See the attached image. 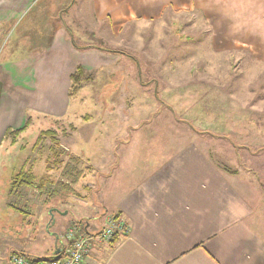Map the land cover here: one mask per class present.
I'll use <instances>...</instances> for the list:
<instances>
[{
  "label": "rangeland",
  "instance_id": "374dc122",
  "mask_svg": "<svg viewBox=\"0 0 264 264\" xmlns=\"http://www.w3.org/2000/svg\"><path fill=\"white\" fill-rule=\"evenodd\" d=\"M44 1L29 18L33 13L49 15L44 11L50 8V0ZM67 11L63 17L82 42L124 49L131 57L114 54L121 59L117 65L84 80L65 115L55 120L31 113L32 123L16 144L3 143L0 264H11L15 253L48 259L56 244L69 247L70 242L62 239L73 226L82 230L90 226L88 233L106 228L119 198L146 171L151 172V163L167 162L192 145L249 174L254 186L264 192V62L245 52H214L199 11L168 12L160 21L134 22L117 37L108 24L94 20L91 0H74ZM29 18L0 30V63L21 60L28 64L52 50L57 28L38 27ZM3 33L7 34L2 39ZM47 130L57 132L69 156L81 157L84 175L75 194L64 193L48 204L29 191V197L25 196L30 216L25 219L11 207L26 202L21 195H9L11 179L26 159L31 160L37 177L46 173L50 141L43 149L32 150V146ZM114 166L133 172L132 176L119 178L116 173L109 178ZM59 174L52 171L55 180ZM247 194L256 205L254 193ZM51 212L55 223L49 229Z\"/></svg>",
  "mask_w": 264,
  "mask_h": 264
},
{
  "label": "crops",
  "instance_id": "0c3cea01",
  "mask_svg": "<svg viewBox=\"0 0 264 264\" xmlns=\"http://www.w3.org/2000/svg\"><path fill=\"white\" fill-rule=\"evenodd\" d=\"M68 1L50 0V8L44 11L48 16L33 13L29 18L44 0H0V30L21 25L26 18L28 22L35 19L41 28H57L52 50L44 57L40 54L37 61L28 64L21 60L0 63V150L7 130L21 128L28 117L32 118L31 113L55 120L66 114L70 76L77 66L97 71L112 68L121 60L116 55L98 50L81 52L72 46L64 29ZM91 3L94 20L108 24L115 37L134 22L160 21L168 12L199 11L214 52H245L264 62V0ZM150 169L134 187L126 188L110 214H119L129 224V235L112 246L92 245L83 264H264V192L254 186L249 174L224 172L196 145L167 162L157 159ZM116 173L119 178H130L133 172L114 166L109 178ZM251 191L256 198L254 206L247 196Z\"/></svg>",
  "mask_w": 264,
  "mask_h": 264
},
{
  "label": "trees",
  "instance_id": "16d2710c",
  "mask_svg": "<svg viewBox=\"0 0 264 264\" xmlns=\"http://www.w3.org/2000/svg\"><path fill=\"white\" fill-rule=\"evenodd\" d=\"M74 5V0L70 2L68 6L65 7L64 11L66 12ZM63 11V12H64ZM64 29L67 32V37L72 46L81 52L89 51V50H98L107 54H119L122 56L131 57L128 52L124 49L113 48L107 46H100L97 43L91 42H82L73 32L71 27L64 23ZM96 71H88L83 66H77L75 71L70 76V89H69V98L75 97L78 92L83 88L84 80L90 81L93 76L96 74ZM32 121L31 117H28L25 124L19 129H8L4 135V140L10 142L12 145L16 144L18 138L25 133L27 128L30 126ZM57 132L55 130H47L42 131L35 143L32 146V150L43 149L47 147V142L50 141L48 145V149L50 150L49 158L47 159L46 165V173L37 177L33 171L31 160L26 159L25 163L21 167V171L11 179V188L9 191L10 196L21 195V198H25L26 202L21 207L15 206L11 204V207L17 210L21 216H25L24 218L30 216V201L27 197H29V191H35L39 194L40 197H44L43 202L48 204L49 202L55 201L57 198L62 197L61 195L64 193H73L75 194V186L79 183L80 179L84 175V169L82 168V159L78 156H69L68 149L61 145L57 138ZM68 155L69 161H65L66 156ZM209 157L213 161L215 165L219 167V169L223 170L228 174H237V170L231 169L229 166L223 164L222 162H218L214 159L213 155L210 153ZM65 161V162H64ZM60 171L59 178L55 180L52 177V171ZM27 197H26V196ZM61 199V198H60ZM62 200V199H61ZM55 212V210H54ZM54 215V214H53ZM50 216V214H49ZM114 221L122 220V217L117 214L113 217ZM54 219L50 216V224L49 229L53 226L52 221ZM125 223L129 226V224L125 221ZM75 227V226H74ZM90 226L85 228L86 232H89ZM130 228V227H129ZM103 228H98L95 231H100ZM94 231V232H95ZM128 235H123L121 233H117L113 236L112 240L109 244L114 245L117 240L122 237H126ZM93 246H96L93 243ZM59 251V253H57ZM15 255H19L15 253ZM20 255L26 256L23 253ZM58 255H62L61 246L56 244V249H54L53 254L48 258H56ZM31 259V258H30ZM33 259V258H32ZM45 258H35L33 260L38 261Z\"/></svg>",
  "mask_w": 264,
  "mask_h": 264
},
{
  "label": "built area",
  "instance_id": "2783aa9c",
  "mask_svg": "<svg viewBox=\"0 0 264 264\" xmlns=\"http://www.w3.org/2000/svg\"><path fill=\"white\" fill-rule=\"evenodd\" d=\"M84 230L73 226L62 239L70 242L69 247H65V244L61 242L62 255H58L56 258L35 261L19 254L13 256L11 264H83L93 243L109 244L115 234L129 235L130 232V228L124 220L114 221L113 217L110 224L100 231L85 234Z\"/></svg>",
  "mask_w": 264,
  "mask_h": 264
},
{
  "label": "water",
  "instance_id": "95a60500",
  "mask_svg": "<svg viewBox=\"0 0 264 264\" xmlns=\"http://www.w3.org/2000/svg\"><path fill=\"white\" fill-rule=\"evenodd\" d=\"M51 216H52V219H54V215H53V213L51 212ZM54 223H55V219L52 221V224L54 225ZM56 240H58V237H57V239ZM57 253H59V251H57Z\"/></svg>",
  "mask_w": 264,
  "mask_h": 264
}]
</instances>
